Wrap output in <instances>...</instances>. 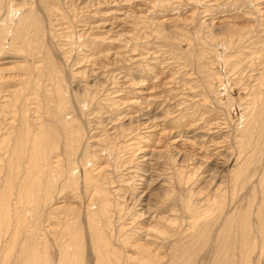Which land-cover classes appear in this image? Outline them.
<instances>
[{
    "label": "rangeland",
    "instance_id": "obj_1",
    "mask_svg": "<svg viewBox=\"0 0 264 264\" xmlns=\"http://www.w3.org/2000/svg\"><path fill=\"white\" fill-rule=\"evenodd\" d=\"M48 6L60 9L43 17L46 46L58 74L68 87L91 97L82 105L70 100L65 117L82 123L83 144H89L91 153L103 148V138L126 146L119 167L103 158L93 168H105L102 180L125 213V226L138 230L142 237L137 242H148L150 261L239 264L245 226L258 237L264 215V94L257 87L264 63L260 58L248 63L251 56L244 47L251 44L264 54V0H52ZM228 38L236 43L230 51L222 46ZM27 56L18 46L5 47L0 70L11 73ZM227 58L232 63L225 64ZM236 59L241 63L233 67ZM50 77L44 79L47 88ZM3 86L1 95L22 84L13 80ZM255 96L257 117L250 127L257 139L240 150V114ZM28 97L20 105L35 109V94ZM54 98L53 92L43 98L46 114ZM72 189L65 186L53 200L55 216H72L70 208L89 203L83 184ZM187 194L192 202L188 216L180 203ZM163 215L181 221L169 223L170 236ZM81 219L85 224L83 215ZM52 220H38L40 229L56 228V218ZM85 237L84 263L94 264ZM222 241L227 252H219ZM53 252L56 257L55 248ZM252 257L254 264H264V249L257 247Z\"/></svg>",
    "mask_w": 264,
    "mask_h": 264
},
{
    "label": "bare ground",
    "instance_id": "obj_2",
    "mask_svg": "<svg viewBox=\"0 0 264 264\" xmlns=\"http://www.w3.org/2000/svg\"><path fill=\"white\" fill-rule=\"evenodd\" d=\"M27 1L15 3L14 0H0V52L7 46L9 49L18 46L28 55L24 59L25 63L11 67L14 70L11 73L4 74L0 70V93L5 91L3 85L10 81H19L22 84L21 88H14L15 91L8 89L9 94H0V98L5 96L4 100H6L4 106L0 105V264H85V236H88L95 257L94 264H153L150 261L151 252L148 242H137L142 236L139 235L138 230L133 231V228L128 229L125 226V213L123 214L114 195L112 196L111 187H107L103 182L101 173L105 168L101 167L96 172L93 168L94 166L99 168L103 158H106L107 165L119 167L126 146L108 143L107 138H103L99 143V145L103 144V148L100 147L99 152L91 153L89 144H83L86 133L82 123L74 124L72 119L65 117L64 113L70 112L67 111L71 105H69L70 100L73 99L74 104L82 105L91 97L88 91L82 93L72 85L68 87L65 84L64 78L58 74L57 62L52 58L44 38L43 20L46 14H51L54 9H60L48 6L52 0H30L29 5L26 4ZM35 3L43 5V8ZM24 9L27 11L25 12ZM15 19L18 21L15 22ZM224 41L226 45L222 46L229 51L236 44L234 38ZM244 47H248V55L252 57L249 58L248 63L254 65L255 60L259 58L260 62L264 63V54L260 49H254L251 44ZM237 59L233 67L239 66L240 61ZM230 63L232 59L227 58L225 64ZM50 76L52 83L47 88L44 79ZM257 87L258 91L264 94V69L259 74ZM49 92L55 95V100L50 99L49 104L54 112L50 110L46 114L42 103ZM28 94H35V97L31 98L36 102L35 109H28L25 104L20 105L24 98L26 101L30 99L27 98ZM256 96L255 99H247L248 107L240 114L239 119L243 124L238 128L240 136L237 144L240 150H244V145L254 144V139H257L258 132L250 127L253 118L257 117V113L252 110L254 103L258 101ZM10 104L12 108L9 107ZM248 112L250 116H246ZM7 120H10L8 124ZM232 142L236 143V139H232ZM82 184L85 194L90 195L89 203L85 204L81 201L79 209L70 208L74 214L72 216L68 213V216H62L61 213L58 217L55 216L53 213L55 208L52 205L58 193L65 190V186L77 191ZM261 186L264 191V181ZM188 194L180 199L182 210L186 215L191 211L192 206ZM134 199L138 201V197L134 196ZM148 212L147 210L144 213ZM144 213H141L142 216L145 215ZM82 215L85 224L81 219ZM186 215L185 217L182 215L184 221L187 220ZM169 217L168 215L162 217L167 226L169 223L174 225L180 221L179 217L174 219ZM53 218L57 221L56 228L40 229L41 219L44 223L51 224ZM168 228L167 234L163 232L166 236L171 235L172 230L169 226ZM248 229L245 226L243 230L245 240L242 242L243 254L239 264H254L252 253L257 247L261 252L263 251L264 215L256 233L258 237ZM157 246L159 249L163 247L160 243ZM53 248L56 249V257L53 255ZM128 249L134 250L136 256L130 254ZM225 249H229L228 244L222 241L219 252L223 253Z\"/></svg>",
    "mask_w": 264,
    "mask_h": 264
}]
</instances>
